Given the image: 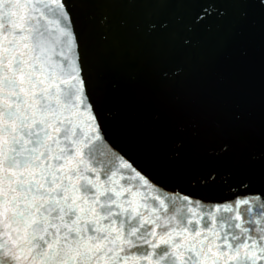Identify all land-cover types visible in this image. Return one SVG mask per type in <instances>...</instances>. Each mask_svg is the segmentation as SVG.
<instances>
[{
  "label": "snow or ice",
  "instance_id": "snow-or-ice-1",
  "mask_svg": "<svg viewBox=\"0 0 264 264\" xmlns=\"http://www.w3.org/2000/svg\"><path fill=\"white\" fill-rule=\"evenodd\" d=\"M86 2L103 0H0V264H264V190L170 187L108 137L72 7ZM141 2L199 5L188 31L219 4L264 5Z\"/></svg>",
  "mask_w": 264,
  "mask_h": 264
},
{
  "label": "water",
  "instance_id": "water-1",
  "mask_svg": "<svg viewBox=\"0 0 264 264\" xmlns=\"http://www.w3.org/2000/svg\"><path fill=\"white\" fill-rule=\"evenodd\" d=\"M72 7L100 118L118 148L161 183L196 195L221 198L242 181L264 190V5L219 4L225 15L196 31L187 23L199 5ZM211 173L216 182L201 185Z\"/></svg>",
  "mask_w": 264,
  "mask_h": 264
}]
</instances>
